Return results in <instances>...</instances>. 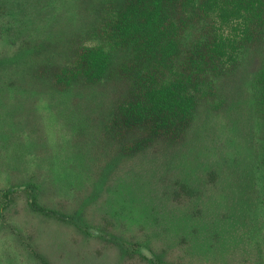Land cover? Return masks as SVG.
I'll return each instance as SVG.
<instances>
[{
	"label": "rangeland",
	"instance_id": "1",
	"mask_svg": "<svg viewBox=\"0 0 264 264\" xmlns=\"http://www.w3.org/2000/svg\"><path fill=\"white\" fill-rule=\"evenodd\" d=\"M79 1L81 27H71L64 15L35 37L48 41L49 51L62 50L53 66L72 70L76 59L63 52L74 50L68 43L82 27L78 49H107L88 27L105 0ZM34 47L15 45L0 56V77L15 86L0 90V189L18 191L1 197L0 264L138 262L124 258L107 233L144 245V254L156 251V263L264 264V112L257 96L251 109L244 102L245 83L260 70L264 43L247 69L222 82L229 109L211 112L204 97L193 120L180 127L120 121L121 104L144 89L130 79L136 55L126 67L120 60L98 83L74 81L72 101L71 93L47 88L45 80L39 87L42 81L28 76L40 74L44 64ZM25 184L39 189L36 208L44 212L35 211L30 195L17 188ZM62 214L83 215L94 235L60 220Z\"/></svg>",
	"mask_w": 264,
	"mask_h": 264
},
{
	"label": "trees",
	"instance_id": "2",
	"mask_svg": "<svg viewBox=\"0 0 264 264\" xmlns=\"http://www.w3.org/2000/svg\"><path fill=\"white\" fill-rule=\"evenodd\" d=\"M62 1L71 8L59 0H0V45H5L0 48V56L11 51V47L14 50L15 45L33 44L37 53L44 54L42 71L38 75H24H36L42 81L39 87H44L46 81L47 88L51 86L56 92L61 89L71 93L74 101V81L83 77L87 82L98 83L120 60L126 67L130 55H136L138 62L129 65L134 74L130 79H134L133 86H144V89L141 96L133 95L128 102L124 101L118 114L121 122L137 126L144 121H154L159 125L171 121L180 127L184 124L182 122L193 120L192 113L204 97H207L211 112L226 111L230 102L221 96L222 82L247 69L258 47L264 43V0H112L115 4L105 0L102 13L88 27L94 30L92 35L96 43H106L107 49L105 45L78 49V42L84 39L81 33L85 28L82 27V31L68 40V46H74L71 52L74 54L63 52L64 57H75L72 70L60 68L57 66L59 63L53 66V59L62 56V50L56 47L59 49L57 52L49 51L48 41L36 39L38 30L48 32L60 24L59 18L64 15L71 19V27L82 26L76 18L81 8L80 1ZM46 17L50 19L46 21ZM17 22H21L23 28H19ZM1 60L6 62L3 57ZM259 69L245 83L247 97L244 102L251 109L255 103L253 98L257 96L261 112H264V56ZM14 87V83L0 77L3 93ZM12 116L14 118L10 115L9 120ZM186 187L182 183L179 185L189 193L191 190ZM17 188L30 195L29 204L35 211H45L44 207L36 208L40 191L35 185L25 184ZM15 192H18L16 188L0 189L1 211L5 208L2 203L5 196ZM83 217L62 214L60 220L73 224L81 233L93 236ZM107 236L114 238L124 258L138 260L135 264H163L156 263L159 256L153 249V253L144 254L142 251L147 248L144 245L133 244L108 233Z\"/></svg>",
	"mask_w": 264,
	"mask_h": 264
}]
</instances>
